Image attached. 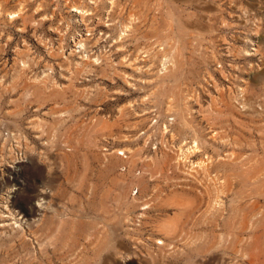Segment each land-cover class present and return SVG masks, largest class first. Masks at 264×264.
Here are the masks:
<instances>
[{
    "label": "rangeland",
    "instance_id": "1",
    "mask_svg": "<svg viewBox=\"0 0 264 264\" xmlns=\"http://www.w3.org/2000/svg\"><path fill=\"white\" fill-rule=\"evenodd\" d=\"M0 264H264V0H0Z\"/></svg>",
    "mask_w": 264,
    "mask_h": 264
},
{
    "label": "bare ground",
    "instance_id": "2",
    "mask_svg": "<svg viewBox=\"0 0 264 264\" xmlns=\"http://www.w3.org/2000/svg\"><path fill=\"white\" fill-rule=\"evenodd\" d=\"M14 16H17V14H14V15L12 14L13 18H14ZM196 149H198L197 145L190 147L189 149H187V151H183V153H184L183 160H185ZM177 202H178L177 204L179 207H184L186 204L184 201H177ZM159 228H160V232H162L166 238L174 237L177 234V231L179 229L176 226V220L175 219H170V220H166L164 222H160ZM159 241H160V244H164L163 240H159Z\"/></svg>",
    "mask_w": 264,
    "mask_h": 264
}]
</instances>
